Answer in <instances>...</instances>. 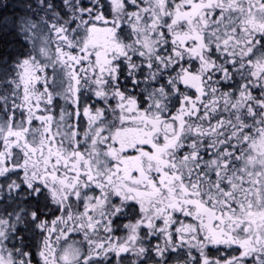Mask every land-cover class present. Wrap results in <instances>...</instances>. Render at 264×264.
I'll list each match as a JSON object with an SVG mask.
<instances>
[{
	"label": "snow or ice",
	"instance_id": "1",
	"mask_svg": "<svg viewBox=\"0 0 264 264\" xmlns=\"http://www.w3.org/2000/svg\"><path fill=\"white\" fill-rule=\"evenodd\" d=\"M0 264H264V0H0Z\"/></svg>",
	"mask_w": 264,
	"mask_h": 264
}]
</instances>
